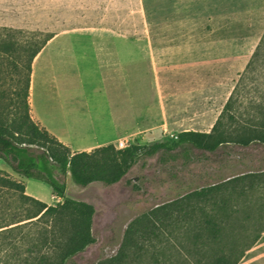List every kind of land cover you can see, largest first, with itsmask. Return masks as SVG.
I'll return each mask as SVG.
<instances>
[{"label": "rangeland", "instance_id": "374dc122", "mask_svg": "<svg viewBox=\"0 0 264 264\" xmlns=\"http://www.w3.org/2000/svg\"><path fill=\"white\" fill-rule=\"evenodd\" d=\"M172 1L0 0V28L21 31L18 38L22 43L74 31L55 39L44 55L46 64L51 67L49 74L54 89L64 97L67 95L66 99L85 101L99 97L104 90L100 82V73L104 70L97 68L96 61L106 67L109 62L115 70L123 62L130 81L124 91L141 94L144 109L145 100L154 96L149 81L150 65L161 61L170 71L169 75L160 77L166 82L164 89L168 88L163 93L171 106V115L166 116L168 125L159 124L164 118L159 108L156 128L148 130L143 125L141 132L111 144L116 151L129 146L149 148L167 144L168 147L151 156L139 155L115 184L96 182L80 187L68 175L65 177V197L87 203L95 211L91 228L93 244L67 264L108 263L118 256L129 224L154 208L203 187L264 171V152L244 153L232 146H223L218 153L206 155L187 145L169 147L179 133H209L231 95L233 102L228 114L234 117L233 127L262 120L264 56L258 67L249 72L246 69L264 32V0H219L198 5ZM99 28L106 29L110 38L117 37L120 41L96 40L83 35L89 29ZM189 44L218 47L215 50L219 59L212 67L207 61L201 63L197 79L190 72L189 63L173 65L167 56L173 46ZM123 45H126L125 50L118 48ZM177 66L183 71L181 76L173 74ZM140 69L141 79L135 83L134 73H139ZM159 87L158 96L164 92ZM107 91L117 94L123 89L113 85ZM226 121L225 116L223 122ZM118 142L125 147L119 149ZM0 171L23 183L27 196L51 206L61 202L47 185L25 180L1 161ZM261 195L262 201H257ZM259 203L264 204V190L250 194L248 204L238 200L231 205L238 210V215L230 221L229 234L232 241L238 242V251L246 248L264 225V219L256 218L259 214L264 216V207L258 210ZM158 233V239L150 236L148 242L139 237L140 249L130 253L124 264L207 262L206 257L198 253L189 256L190 244L183 230L159 227ZM263 233L244 251L238 264H262L264 246L254 250L253 247ZM250 250L253 254L247 259L246 253Z\"/></svg>", "mask_w": 264, "mask_h": 264}, {"label": "trees", "instance_id": "16d2710c", "mask_svg": "<svg viewBox=\"0 0 264 264\" xmlns=\"http://www.w3.org/2000/svg\"><path fill=\"white\" fill-rule=\"evenodd\" d=\"M21 34L0 28V161L20 177L47 185L61 202L48 206L27 196L23 183L0 171V264H67L93 244L95 211L87 203L65 197V177L69 174L80 187L96 182L115 184L139 155L151 156L168 145L129 146L118 151L109 145L91 153L72 154L29 115L32 62L52 36L22 43L18 38ZM263 56L264 32L247 72L258 67ZM232 102L231 95L209 133H179L169 147L187 145L206 155L218 153L223 146L244 153L264 152V110L262 120L240 126L236 122L238 125L233 127L234 117L228 114ZM225 116L227 121L223 122ZM261 190L264 171L250 172L158 206L129 224L118 256L105 264H124L130 253L140 249L138 238L146 242L150 236L158 239L159 227L183 230L190 244L189 256L198 253L206 257L204 264H238L244 251L264 232V225L251 243L238 251V242L232 241L229 234L230 221L238 215L231 205L238 200L248 204L250 194ZM257 207L262 210L264 204ZM256 218L263 220L264 216Z\"/></svg>", "mask_w": 264, "mask_h": 264}, {"label": "crops", "instance_id": "0c3cea01", "mask_svg": "<svg viewBox=\"0 0 264 264\" xmlns=\"http://www.w3.org/2000/svg\"><path fill=\"white\" fill-rule=\"evenodd\" d=\"M217 1L219 0H173L172 2H188L198 5L202 2ZM70 32L74 31L54 35L32 62L28 105L30 118L37 126L48 132L74 154L90 153L95 149L111 145L113 142L126 138L127 135L141 132L143 125L147 126L146 129L148 130L156 128L159 108L162 110L161 113L164 117L159 124L168 125L166 116L171 115V111L169 112L171 106L169 105V98L163 94L168 91V88L164 89L163 87L166 82L162 81L160 77L169 75L170 71L161 61H153L148 69L151 90H154V96L146 97L144 109L141 105V94L136 93V95H133L129 91H124L130 81L127 78L128 74L123 62H120L117 70H115V67L108 64L109 62H107L106 67L103 66V62L96 61L97 68H103L104 70L100 73V82L105 90L100 95L98 94L99 97L97 98L86 99L85 101L83 99L81 101L69 100L66 99L67 95L64 97L61 93L56 92L49 74L51 67L48 63L46 64L47 61L44 59V55L55 39ZM83 35L96 40L110 38L108 31L100 28L89 29ZM110 39L120 41L117 37H111ZM121 40L124 41V39ZM118 48L125 50L126 45H123V47L118 46ZM217 48L215 44L173 46L167 51V56L173 65L189 63L193 69L190 72L197 79L198 68L201 63L207 61L209 66L212 67L215 60L219 59L216 58L215 49ZM140 63L141 58H139ZM47 66L49 67L47 68ZM182 72L180 66L173 69L175 76H181ZM134 78L135 83L138 81L137 79H141V69L139 73H134ZM113 85H118L119 89H123L122 93L110 92L111 94H109L107 89L112 88ZM158 87L159 90L164 91L160 96L156 92ZM36 89L38 94H36ZM45 204L51 206L49 203ZM258 246H264V233L259 242L253 247V250ZM262 249V264H264V247ZM251 254H253V251H248L246 258L248 259Z\"/></svg>", "mask_w": 264, "mask_h": 264}, {"label": "built area", "instance_id": "2783aa9c", "mask_svg": "<svg viewBox=\"0 0 264 264\" xmlns=\"http://www.w3.org/2000/svg\"><path fill=\"white\" fill-rule=\"evenodd\" d=\"M117 147H118L119 149H122V148H124L125 146H124V144H123L122 142H118Z\"/></svg>", "mask_w": 264, "mask_h": 264}, {"label": "water", "instance_id": "95a60500", "mask_svg": "<svg viewBox=\"0 0 264 264\" xmlns=\"http://www.w3.org/2000/svg\"><path fill=\"white\" fill-rule=\"evenodd\" d=\"M68 176L70 177V175L68 174ZM70 179H71V177H70ZM70 199H72V198H70ZM72 200H74V199H72ZM74 201H77V200H74ZM78 202H81V201H78Z\"/></svg>", "mask_w": 264, "mask_h": 264}]
</instances>
